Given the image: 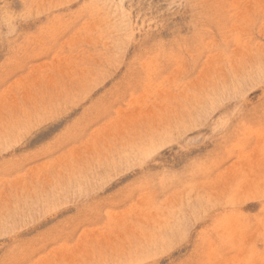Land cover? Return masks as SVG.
<instances>
[{"label":"rangeland","instance_id":"1","mask_svg":"<svg viewBox=\"0 0 264 264\" xmlns=\"http://www.w3.org/2000/svg\"><path fill=\"white\" fill-rule=\"evenodd\" d=\"M0 264H264V0H0Z\"/></svg>","mask_w":264,"mask_h":264},{"label":"bare ground","instance_id":"2","mask_svg":"<svg viewBox=\"0 0 264 264\" xmlns=\"http://www.w3.org/2000/svg\"><path fill=\"white\" fill-rule=\"evenodd\" d=\"M113 161V160H112ZM116 166V165H115Z\"/></svg>","mask_w":264,"mask_h":264}]
</instances>
